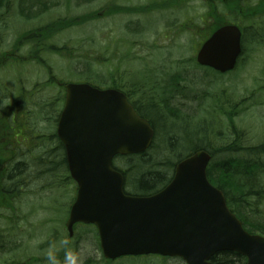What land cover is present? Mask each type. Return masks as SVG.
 Returning a JSON list of instances; mask_svg holds the SVG:
<instances>
[{
    "label": "rangeland",
    "instance_id": "obj_1",
    "mask_svg": "<svg viewBox=\"0 0 264 264\" xmlns=\"http://www.w3.org/2000/svg\"><path fill=\"white\" fill-rule=\"evenodd\" d=\"M11 2L0 9V53L5 55L16 47L19 51L18 59H15L16 56L7 59L5 62H9L4 67V60H0V103L5 98L17 97L28 112H41L36 115L39 128L49 129L53 124L51 113L55 109L51 100L57 97L54 95L58 91L55 87L42 84L52 75L59 81L69 83H81L88 79L100 88L109 86L112 79L121 80L126 90L133 85V98L142 92L156 97L163 94V98L170 101L168 109L175 108V115L186 120L170 118L164 103L156 102L154 97L138 103L140 109L148 111L154 124V142L163 150L161 158L155 156V150L149 151L147 165H153L154 170L163 175H170L167 163L176 161V154L181 152V148L189 150L206 143L205 146L215 152L214 166L234 156L227 149L230 145L240 143L251 148L264 141V53L246 55L243 67L239 65V68L225 75L195 68L194 50L198 45L195 40L199 38L191 26L200 25V22L196 19L192 23L187 17L192 19L205 15L207 8L203 0L198 4H187L185 13L177 10L175 0H163V8L156 10H151L148 3L154 6L160 0ZM147 5L148 12L130 14L133 7ZM115 6L119 12L111 14ZM195 6H198V16L193 10ZM90 15L93 18L87 22H79ZM72 19L77 22L68 26L62 23ZM181 23L188 25L185 27L187 33H179ZM49 25H53L54 30L57 26L55 35L48 42L56 47L57 53L47 52L31 41L17 44L22 34ZM44 64L50 68L49 76ZM174 76H179L176 84L179 88L183 87L181 97L172 92L165 93L170 78ZM133 81L149 84L144 85L147 87L135 86L140 83ZM155 88H158V94ZM159 114L161 122L158 121ZM213 116L214 119H208ZM168 139H171V145L166 143ZM242 155L245 156V153L240 157ZM48 156L53 157L54 153ZM157 158L163 159V164L157 166ZM123 163L115 161L117 166L125 169L127 164ZM130 165L133 166L132 163ZM133 173L128 174L130 182ZM63 176L62 165H43L39 168L38 182L43 185L55 179L60 183ZM127 187V190L134 192L131 186ZM35 189L33 193L38 200L24 199L21 204L24 211L22 231L14 235L16 225L8 226L13 229L8 234L14 243L12 246H0V264H47L46 252L52 245L58 249L57 257L61 264L66 250L78 253L82 264H102L99 243L92 227L76 226L71 239L62 230L61 224L67 218L75 196L74 185L42 191L38 186L40 198L35 194ZM33 207L36 210L30 212ZM4 218L2 211L0 230L7 227ZM65 240L68 241L66 245L61 243ZM106 264L185 263L180 259L162 260L159 256L151 255L121 257Z\"/></svg>",
    "mask_w": 264,
    "mask_h": 264
},
{
    "label": "water",
    "instance_id": "obj_2",
    "mask_svg": "<svg viewBox=\"0 0 264 264\" xmlns=\"http://www.w3.org/2000/svg\"><path fill=\"white\" fill-rule=\"evenodd\" d=\"M240 33L228 26L201 47L197 62L220 73L234 68ZM57 135L64 144L77 195L66 223L93 224L105 258L159 254L186 264H212L234 252L246 264H264V237L251 235L228 209L223 193L207 179L210 155L202 150L178 162L170 182L149 196L126 195L114 156L143 153L153 130L119 92L66 84Z\"/></svg>",
    "mask_w": 264,
    "mask_h": 264
},
{
    "label": "flooded vegetation",
    "instance_id": "obj_3",
    "mask_svg": "<svg viewBox=\"0 0 264 264\" xmlns=\"http://www.w3.org/2000/svg\"><path fill=\"white\" fill-rule=\"evenodd\" d=\"M199 1L185 0L181 3V8L183 9L184 5L190 2H197L198 4ZM203 1L205 2V9L207 8L205 15L201 18L195 16V18L190 19L187 17L192 23L196 19L200 22V25L194 26L193 24L191 26L199 38L200 44L220 28L233 26L240 31L241 49L235 67L244 66L246 55L264 53V0ZM193 10L198 16L196 12L198 6H195ZM185 27H188V25L184 23L180 25V34L187 32ZM182 90L183 87L179 88L180 97L182 96ZM6 114L19 115L18 112H6ZM38 143L39 135L34 128L0 130L1 168L3 173L0 177V212L5 213L4 220L7 225L6 228L3 227L0 230L2 235L0 246H12L14 243L8 234L13 229L8 228V226L16 225L14 235H18L22 231L23 225L21 223L24 219L22 201L24 199L35 201L36 199L33 190L38 186L37 163L39 161L35 155V152L39 150ZM53 147L63 152L62 156L65 161V151L62 144L59 142Z\"/></svg>",
    "mask_w": 264,
    "mask_h": 264
},
{
    "label": "trees",
    "instance_id": "obj_4",
    "mask_svg": "<svg viewBox=\"0 0 264 264\" xmlns=\"http://www.w3.org/2000/svg\"><path fill=\"white\" fill-rule=\"evenodd\" d=\"M3 1L5 0H0V6ZM137 10H141V8H137ZM118 12L119 8L117 7V9L113 8L110 13L117 14ZM89 18L93 17L91 15L90 17H83L79 22L83 24ZM76 22L77 20L72 19L68 22L63 21L62 23L68 26ZM57 26H55V30L53 25H49L24 33L18 39L17 44H20L22 41H31L32 44L43 47V50L57 53L56 47L48 43L55 35ZM44 66L47 67L45 64ZM171 82L173 84L172 89L174 90L176 80L173 79ZM58 102H60L59 97L56 99V104ZM174 109H168L170 118L181 119L178 115H175ZM142 117L145 118L143 115ZM237 139H239V136ZM166 143L171 145V139H168ZM205 145H200V149H205L209 153L215 154L212 149H208ZM235 145L236 143L232 144V148ZM228 151L234 154V156H231L222 163H216L214 166L210 165L208 168V179L223 192L229 209L242 222L243 227L251 234L264 236V143L256 147H246L237 150L229 149ZM161 152L163 154V150ZM242 153H245V156L242 155L240 157ZM159 156L160 158L162 157L160 153ZM133 160L134 163L131 168L133 169L134 177L131 178V184L137 193H154L158 187L165 185L167 178L161 172L155 171L153 165H147L149 161L147 153H142ZM130 162L128 160V163ZM146 168L148 169L146 170ZM130 172L131 169L128 173ZM243 261L244 259L241 256L229 252L220 253L212 258V262L215 264H242Z\"/></svg>",
    "mask_w": 264,
    "mask_h": 264
},
{
    "label": "clouds",
    "instance_id": "obj_5",
    "mask_svg": "<svg viewBox=\"0 0 264 264\" xmlns=\"http://www.w3.org/2000/svg\"><path fill=\"white\" fill-rule=\"evenodd\" d=\"M11 102H12L11 98L3 99V102L0 103V108L9 106ZM61 243L66 245L68 241L65 240L62 241ZM57 252L58 249L56 248L55 245H52L48 248L46 252L47 264H61V261L57 257ZM78 262H79V254L71 250H66L63 264H78ZM79 264H82V262H79Z\"/></svg>",
    "mask_w": 264,
    "mask_h": 264
}]
</instances>
